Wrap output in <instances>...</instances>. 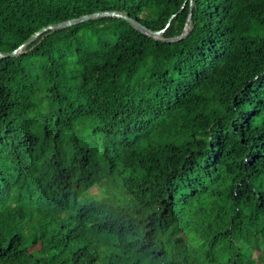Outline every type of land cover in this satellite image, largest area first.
Returning a JSON list of instances; mask_svg holds the SVG:
<instances>
[{"label": "trees", "instance_id": "1", "mask_svg": "<svg viewBox=\"0 0 264 264\" xmlns=\"http://www.w3.org/2000/svg\"><path fill=\"white\" fill-rule=\"evenodd\" d=\"M112 11L171 39L190 0H0V52ZM191 26L0 58V264H264V0H193Z\"/></svg>", "mask_w": 264, "mask_h": 264}, {"label": "water", "instance_id": "2", "mask_svg": "<svg viewBox=\"0 0 264 264\" xmlns=\"http://www.w3.org/2000/svg\"><path fill=\"white\" fill-rule=\"evenodd\" d=\"M192 9H193V0H190V14H189L187 23L185 25V28H184L183 33L181 34V36H179L177 38H171V39H165L164 38L165 32L170 28L171 20L173 18H175V16H173L169 20L168 24L166 25V27L163 30H161V31H152V30H149L148 28L144 27L143 25L139 24L135 20L129 18L126 14H123V13H120V12H115V11H112V12H96V13H93V14L81 16V17H79L77 19L65 21V22H62V23H59V24H55V25H51V26H47V27L41 29L40 31H38L36 34H34L24 44L20 45L13 52H10V53H7V54L0 52V58L17 57L20 54H23V53L27 52L29 44L32 43L35 39H37L39 36H41L42 34H45L47 32H53V31L65 29V28H68L70 26L82 23V22L95 20V19H99V18H104V17H114V18L123 19V20L127 21L136 30H138L140 33L144 34L145 36L151 37L154 40H162V41H167V42H176L178 40L184 39L188 35V33L190 32V30L192 28V26H191Z\"/></svg>", "mask_w": 264, "mask_h": 264}, {"label": "rangeland", "instance_id": "3", "mask_svg": "<svg viewBox=\"0 0 264 264\" xmlns=\"http://www.w3.org/2000/svg\"><path fill=\"white\" fill-rule=\"evenodd\" d=\"M92 191L96 192V191H97V189L95 188V189H93Z\"/></svg>", "mask_w": 264, "mask_h": 264}]
</instances>
